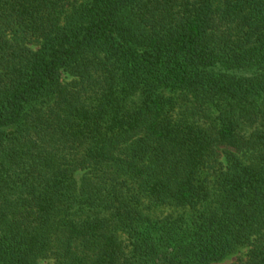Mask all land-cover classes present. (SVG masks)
<instances>
[{
  "label": "trees",
  "instance_id": "16d2710c",
  "mask_svg": "<svg viewBox=\"0 0 264 264\" xmlns=\"http://www.w3.org/2000/svg\"><path fill=\"white\" fill-rule=\"evenodd\" d=\"M242 249L264 264V0H0V264Z\"/></svg>",
  "mask_w": 264,
  "mask_h": 264
},
{
  "label": "rangeland",
  "instance_id": "374dc122",
  "mask_svg": "<svg viewBox=\"0 0 264 264\" xmlns=\"http://www.w3.org/2000/svg\"><path fill=\"white\" fill-rule=\"evenodd\" d=\"M67 75H65V77H66ZM66 79H68L67 77H66ZM84 175V173L83 172H80L79 174H78V178L79 179H81V177ZM169 213V209H158V210H156L155 212H154V216H164V215H166V214H168ZM248 251V249H242L239 253H237L236 255H234V256H231V257H229V258H227V259H225V260H223V261H221L220 263H218V264H235V263H237L238 261H239V258H241V257H244V255L246 254V252ZM40 264H50V262L49 261H42Z\"/></svg>",
  "mask_w": 264,
  "mask_h": 264
}]
</instances>
